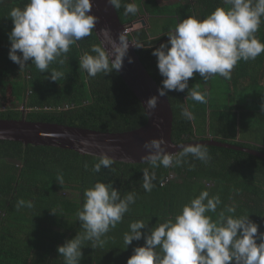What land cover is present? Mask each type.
Returning <instances> with one entry per match:
<instances>
[{
  "label": "trees",
  "instance_id": "obj_1",
  "mask_svg": "<svg viewBox=\"0 0 264 264\" xmlns=\"http://www.w3.org/2000/svg\"><path fill=\"white\" fill-rule=\"evenodd\" d=\"M163 1L178 2L167 5L158 0H135L140 9L136 15H125L123 6L117 10L125 27L141 18L154 20V27L147 26L127 36L142 46L136 52L160 87L163 78L152 52L168 40V32L188 15L203 18L218 6L228 7L222 0ZM27 2L0 3V120L26 119L107 133L129 132L146 125V110L120 73L92 78L79 68L83 52L100 42L95 31L70 47L62 66L50 65L48 72L55 68L64 73L58 82L49 79L50 73L30 65L31 61L20 71L19 65L9 59L13 21L8 14L11 8H23ZM129 2L133 0H123ZM156 21L163 23L159 32ZM256 36L264 43V17ZM193 85L207 93L206 103L186 99L187 90L168 93L175 144L216 140L264 154V53L255 60L239 61L231 80L216 75L204 81L196 74L189 81V87ZM223 87L225 94L220 97L219 89ZM180 104L189 107L193 120L180 115ZM207 146L211 156L208 164L189 156L181 166H161L155 170V187L146 192L142 188L145 163L116 161L113 170L102 168L94 173L91 169L97 162L95 156L0 140V264H64L57 248L82 231L77 211L84 203V190L97 181L113 182L122 195L135 190L137 199L123 221L107 233L103 247L93 249L91 241L84 243L80 264H127L134 248L145 243L143 239L133 241L126 249L123 235L131 222L144 220L152 227L158 219L163 222L174 218L203 190L210 196H220L222 203L217 213L235 207L236 216L249 215L264 232V158L232 148ZM61 174L63 185L57 182ZM20 199L30 201L32 207L18 209ZM209 215L216 218V213Z\"/></svg>",
  "mask_w": 264,
  "mask_h": 264
},
{
  "label": "clouds",
  "instance_id": "obj_2",
  "mask_svg": "<svg viewBox=\"0 0 264 264\" xmlns=\"http://www.w3.org/2000/svg\"><path fill=\"white\" fill-rule=\"evenodd\" d=\"M222 3L228 7L218 6L206 17L188 15L168 32V40L153 50L163 79L158 94L144 104L150 115L160 98L168 96L170 91L187 90L186 99L206 103V92L199 91L198 85L189 87L194 75L198 74L204 81L216 75L231 80L232 70L239 61L255 60L264 53V43L256 36L264 17V0H222ZM107 4L116 10L123 6L125 15L140 11L135 0L129 3L107 0ZM93 6V0H28L23 8H11L9 59L19 65L20 71L29 66V61L42 73L48 72L53 63L62 66L72 45L91 36L94 30L97 32L98 17L92 14ZM143 20L147 23L145 18L134 22L139 24V29L144 28ZM97 35L100 42L92 44L79 59V68L92 78L98 74L119 73L126 57L129 63L133 62L128 56L130 46L142 48L131 43L124 30L114 37L111 28L104 27ZM48 73L54 82L64 75L55 68ZM179 108L184 119H194L189 107L180 104ZM261 109L264 111V105ZM171 146H181V150L167 151L169 145L163 138L144 143L147 154L142 161L147 167L142 171V188L146 192L155 187V170L161 166H181L189 156L205 164L211 161L205 144ZM96 161L91 169L94 173L101 172L102 168L113 170L116 162L107 153L97 156ZM57 182L63 185L62 174ZM83 195L84 203L77 211L82 231L57 248L64 264H80L86 241L92 242L93 249L103 247L107 233L123 221L137 199L135 190L122 195L113 182L103 181L86 188ZM221 203L219 195L210 196L209 191L203 190L174 218H165L163 222L158 219L152 227L144 220L131 222L129 231L123 235L126 249L133 241L143 239L145 243L134 248L127 264H264V232L259 231L260 225L249 215L236 216L235 207H226L217 213ZM25 206L31 208L32 203L20 199L16 205L18 209ZM209 213H216V218Z\"/></svg>",
  "mask_w": 264,
  "mask_h": 264
},
{
  "label": "water",
  "instance_id": "obj_3",
  "mask_svg": "<svg viewBox=\"0 0 264 264\" xmlns=\"http://www.w3.org/2000/svg\"><path fill=\"white\" fill-rule=\"evenodd\" d=\"M93 5L92 14L98 17L97 32L101 28L109 27L114 37H118L120 32L125 31L117 10L108 5L107 0H93ZM142 22L145 27L147 23L144 20ZM129 41L134 44L130 39ZM128 56L133 58V62L129 63L126 57L119 73L144 107L150 97L158 94L160 86L143 65L136 47L130 46ZM146 113V125L124 133H107L60 124L31 122L26 119L0 120V140L20 142L25 146L56 147L95 157L107 153L114 157L115 161L130 164L144 163L142 157L147 154V150L143 145L153 138H163L169 145V152L180 151L181 146H171L175 144L172 139L174 115L168 96L160 98L151 115L147 111ZM202 144L232 148L264 158L263 153L216 140H208Z\"/></svg>",
  "mask_w": 264,
  "mask_h": 264
},
{
  "label": "rangeland",
  "instance_id": "obj_4",
  "mask_svg": "<svg viewBox=\"0 0 264 264\" xmlns=\"http://www.w3.org/2000/svg\"><path fill=\"white\" fill-rule=\"evenodd\" d=\"M160 2H163L162 0H159ZM145 19H147V18H145ZM154 20L152 19V20H150V23H151V25L154 27V22H153ZM161 22H163V20H161ZM162 25H163V23H157V21L155 22V28H156V32H159L160 30H159V28H161L162 27ZM215 91H216V89H214ZM221 92H222V94L220 95V97H224V94H225V87H223V88H221V89H219ZM218 90V91H219ZM216 93L217 92H214V94H213V99H215V97H216ZM246 93V92H245ZM245 93H240V94H245ZM238 98L240 99V95L238 96ZM5 107H8L9 108V106L7 105V106H5ZM22 110L24 109V108H21ZM25 113H26V111H24Z\"/></svg>",
  "mask_w": 264,
  "mask_h": 264
},
{
  "label": "built area",
  "instance_id": "obj_5",
  "mask_svg": "<svg viewBox=\"0 0 264 264\" xmlns=\"http://www.w3.org/2000/svg\"><path fill=\"white\" fill-rule=\"evenodd\" d=\"M137 29H139V24L134 23L131 26L127 27L125 29V31H126V34H131L132 32L136 31Z\"/></svg>",
  "mask_w": 264,
  "mask_h": 264
},
{
  "label": "crops",
  "instance_id": "obj_6",
  "mask_svg": "<svg viewBox=\"0 0 264 264\" xmlns=\"http://www.w3.org/2000/svg\"><path fill=\"white\" fill-rule=\"evenodd\" d=\"M159 1V0H158ZM163 1V0H162ZM164 2V1H163ZM163 2H160L159 1V3H163ZM176 2H178V1H172V2H164L163 4H167V5H169V4H174V3H176ZM147 26L148 27H150L151 26V23H150V19L147 17Z\"/></svg>",
  "mask_w": 264,
  "mask_h": 264
}]
</instances>
